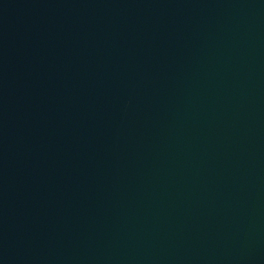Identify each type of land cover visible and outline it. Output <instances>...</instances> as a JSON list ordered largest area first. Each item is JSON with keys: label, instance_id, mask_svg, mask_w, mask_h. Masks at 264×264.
Instances as JSON below:
<instances>
[{"label": "water", "instance_id": "obj_1", "mask_svg": "<svg viewBox=\"0 0 264 264\" xmlns=\"http://www.w3.org/2000/svg\"><path fill=\"white\" fill-rule=\"evenodd\" d=\"M0 264H264V0H0Z\"/></svg>", "mask_w": 264, "mask_h": 264}]
</instances>
